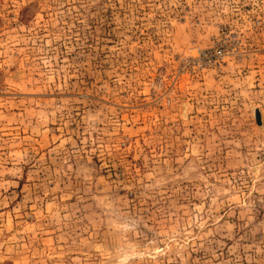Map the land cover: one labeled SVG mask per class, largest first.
<instances>
[{
    "label": "rangeland",
    "instance_id": "1",
    "mask_svg": "<svg viewBox=\"0 0 264 264\" xmlns=\"http://www.w3.org/2000/svg\"><path fill=\"white\" fill-rule=\"evenodd\" d=\"M0 264H264V0H0Z\"/></svg>",
    "mask_w": 264,
    "mask_h": 264
}]
</instances>
